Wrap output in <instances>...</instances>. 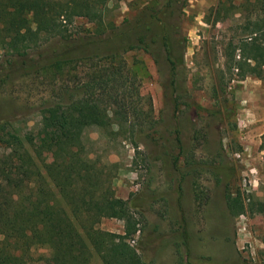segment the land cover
Wrapping results in <instances>:
<instances>
[{"label":"rangeland","instance_id":"374dc122","mask_svg":"<svg viewBox=\"0 0 264 264\" xmlns=\"http://www.w3.org/2000/svg\"><path fill=\"white\" fill-rule=\"evenodd\" d=\"M167 1L109 0L103 33L77 17L67 27L68 48L86 57L62 70L20 66V57L0 46L1 170L12 168L1 138L13 132L44 171L52 156L27 134L44 126L42 110L62 100V86L88 82L115 53L126 65L115 66L123 67L119 98L135 111L112 128L81 127L80 137L97 164L111 167L116 195L137 221L131 246L146 264H264V54L244 64L245 75L229 70L225 56L230 44L250 39L243 24L255 0H170L163 8ZM151 7L158 19L149 17ZM58 39L43 44L44 60ZM31 57L39 60L37 52ZM220 110L223 116H212ZM228 194L238 199L233 213ZM100 226L123 233L125 220L106 218ZM79 249L92 253L90 264H105L83 235Z\"/></svg>","mask_w":264,"mask_h":264},{"label":"trees","instance_id":"16d2710c","mask_svg":"<svg viewBox=\"0 0 264 264\" xmlns=\"http://www.w3.org/2000/svg\"><path fill=\"white\" fill-rule=\"evenodd\" d=\"M108 1L0 0V46L19 56L20 66L62 70L74 60L86 57L71 55L73 51L68 48L71 38L66 34L68 25L77 17H85L95 22L98 32L103 33ZM169 1L163 8L169 6ZM251 4L256 9L243 24L245 35L250 39L241 41L240 46L230 44L225 52L228 69L238 68L244 75V64L249 65V60L258 53L264 54V0ZM149 11L151 19H158V10L151 7ZM138 24L147 25L139 20ZM55 37H59V46L52 57L44 60L42 46ZM60 47L62 49L57 50ZM163 49L169 66L175 71L177 60L167 38ZM34 52L39 60L34 59L33 63ZM105 59L108 63L102 66L109 67L99 74L92 72L88 82L62 86V100L42 110L44 126L37 133L27 134L30 144L52 156V160L44 164V171L20 136L7 132L1 138L10 148L5 157L12 168L1 170L0 167V264L42 261L45 264H90L92 253L79 249L81 235L105 264H146L128 241L138 230L137 221L126 211V202L116 195L111 167L97 164L80 137L81 127L112 128L114 123H119L117 120L125 118L127 121L128 115L135 111L131 102L119 98L124 61L120 62L115 53H109ZM16 62L10 60L11 65L19 66ZM224 113L225 110L211 111L216 117ZM50 115L57 116L56 124ZM237 202L236 197L228 194L231 213ZM106 218L124 219V232L101 228ZM42 248L49 254H37Z\"/></svg>","mask_w":264,"mask_h":264},{"label":"built area","instance_id":"2783aa9c","mask_svg":"<svg viewBox=\"0 0 264 264\" xmlns=\"http://www.w3.org/2000/svg\"><path fill=\"white\" fill-rule=\"evenodd\" d=\"M132 241L135 242V239H133Z\"/></svg>","mask_w":264,"mask_h":264}]
</instances>
